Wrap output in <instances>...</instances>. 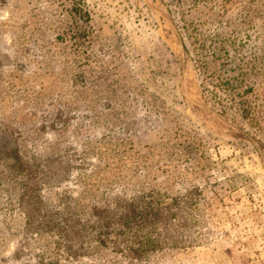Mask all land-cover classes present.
<instances>
[{
  "label": "rangeland",
  "instance_id": "374dc122",
  "mask_svg": "<svg viewBox=\"0 0 264 264\" xmlns=\"http://www.w3.org/2000/svg\"><path fill=\"white\" fill-rule=\"evenodd\" d=\"M71 5L0 0V264H264V0Z\"/></svg>",
  "mask_w": 264,
  "mask_h": 264
},
{
  "label": "trees",
  "instance_id": "16d2710c",
  "mask_svg": "<svg viewBox=\"0 0 264 264\" xmlns=\"http://www.w3.org/2000/svg\"><path fill=\"white\" fill-rule=\"evenodd\" d=\"M183 0H175L177 4L182 3ZM189 2H194L196 0H188ZM70 17H73L75 23H79L81 26L86 27L87 22L91 19L89 11L86 9L84 5V0H72V5L66 10ZM89 29L83 28V30H79V33L81 35L87 34ZM84 37V36H83ZM195 66L198 69L199 72H201V69H199L198 64L201 63V61H197V59L194 60Z\"/></svg>",
  "mask_w": 264,
  "mask_h": 264
},
{
  "label": "water",
  "instance_id": "95a60500",
  "mask_svg": "<svg viewBox=\"0 0 264 264\" xmlns=\"http://www.w3.org/2000/svg\"><path fill=\"white\" fill-rule=\"evenodd\" d=\"M164 18L171 24V26L173 27L176 35H177V38H178V47H179V54H180V57H181V72L183 73V69H184V62H185V59H184V49H183V45H182V41H181V38L178 34V32L175 30L173 24L171 23V20L170 18L168 17V15H164Z\"/></svg>",
  "mask_w": 264,
  "mask_h": 264
}]
</instances>
